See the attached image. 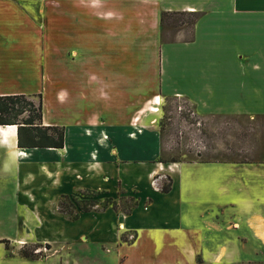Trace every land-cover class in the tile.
<instances>
[{
  "label": "crops",
  "instance_id": "1",
  "mask_svg": "<svg viewBox=\"0 0 264 264\" xmlns=\"http://www.w3.org/2000/svg\"><path fill=\"white\" fill-rule=\"evenodd\" d=\"M163 12L198 14L190 38L162 42ZM7 95H40L42 126L63 131L62 148H19L14 126L0 134V180L12 183L0 197L27 220L40 215L31 231L46 245L42 231L59 232L60 243L115 242L122 224L135 233L130 248L145 240L167 246L169 257L190 233L225 231L218 252L198 264L237 260L225 244L246 236L264 246V161L205 162L187 153L161 162L151 111L157 97L182 98L199 117L264 116V0H0ZM83 190L95 202L135 195L136 207L76 220L57 212L60 196Z\"/></svg>",
  "mask_w": 264,
  "mask_h": 264
},
{
  "label": "rangeland",
  "instance_id": "2",
  "mask_svg": "<svg viewBox=\"0 0 264 264\" xmlns=\"http://www.w3.org/2000/svg\"><path fill=\"white\" fill-rule=\"evenodd\" d=\"M180 27H184V33L179 35L177 32ZM191 29L192 23L186 16L177 20L175 17H169L164 26H161V41L189 39ZM37 100V97L34 98V101ZM151 111L158 113L154 127L161 137L162 149L159 159L161 162L180 160L182 156L185 158L184 154L187 153L197 155L205 162L258 164L264 161V116L262 115L251 118L199 117L193 113L191 105L182 98H166L161 105H156ZM13 130L15 129L0 127V134L11 135ZM164 184H167L166 180ZM51 185L55 187L56 182L53 181ZM9 186L12 187V183L0 180L2 194L6 193L5 190ZM97 198L96 193L90 190L60 196L57 212L70 219V216L59 208V203H63L64 208L67 207L66 209L73 216H80L86 210L100 212L103 208H111L115 214L124 215V212L137 203L135 195H128L125 198L117 196L115 200L101 199L91 203V200ZM260 206L264 212V205L260 204ZM46 210H48L46 207L41 209V211ZM15 211L0 197V241H7L6 244H0V264H9L4 260L5 254L7 258L24 260L29 264H198L201 262L200 258L204 259L208 255L217 253L221 239L226 238L225 231L221 236V232L217 229L206 226L201 229L202 239L195 232L190 233L191 239L185 241V245L171 244L169 257L165 252L167 246L160 248L157 244L153 245L145 240L136 241L130 248L135 233L124 230L121 224L116 230L115 242L98 245L83 243L85 242L83 239L60 243L59 232L57 234L42 231L44 237L53 243H49L46 247L47 242L36 238L31 231L40 226V215L31 214V220H27L23 212ZM42 216L46 215L43 213ZM244 238L246 240H241L236 245L225 244L229 251L234 253V259H238L224 264H264V246L247 236ZM20 241L23 242L22 245ZM24 254L28 257H23ZM190 255L195 256L190 259ZM205 264H212V261L209 260Z\"/></svg>",
  "mask_w": 264,
  "mask_h": 264
},
{
  "label": "trees",
  "instance_id": "3",
  "mask_svg": "<svg viewBox=\"0 0 264 264\" xmlns=\"http://www.w3.org/2000/svg\"><path fill=\"white\" fill-rule=\"evenodd\" d=\"M186 16L189 22L193 24L198 18L196 13L188 12H172L161 13V26H164L165 21L169 17H175V20ZM37 102L24 95H7L0 96V126H14L16 128L17 146L19 148H62L63 147V131L58 127H44L42 121V102L41 96L38 95ZM167 184H164L161 191L167 193L170 188L171 180L168 178ZM111 200V199H108ZM95 200H91L94 203ZM134 204L124 214H129ZM59 208L63 213H67L71 220H76L77 215L73 216L68 209L64 208L63 203H59ZM90 210H86L89 212ZM7 241L1 240V244H6ZM48 247V245H45ZM28 257V255H23Z\"/></svg>",
  "mask_w": 264,
  "mask_h": 264
},
{
  "label": "bare ground",
  "instance_id": "4",
  "mask_svg": "<svg viewBox=\"0 0 264 264\" xmlns=\"http://www.w3.org/2000/svg\"><path fill=\"white\" fill-rule=\"evenodd\" d=\"M156 105H161V99L159 97L156 98L155 102H154ZM155 111H158V110H155ZM25 242V241H24ZM20 244L23 243V242H19ZM22 245V244H21ZM25 245V243H24Z\"/></svg>",
  "mask_w": 264,
  "mask_h": 264
}]
</instances>
